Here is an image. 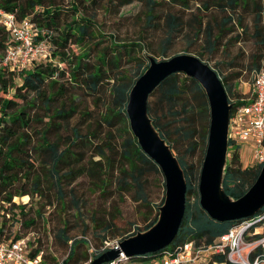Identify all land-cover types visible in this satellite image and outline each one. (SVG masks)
I'll return each instance as SVG.
<instances>
[{
	"label": "trees",
	"instance_id": "trees-1",
	"mask_svg": "<svg viewBox=\"0 0 264 264\" xmlns=\"http://www.w3.org/2000/svg\"><path fill=\"white\" fill-rule=\"evenodd\" d=\"M76 1L73 0L72 14L69 19L62 15V7L56 4L55 0H0V10L14 13L18 20L29 19L36 28V41L39 39L45 40L50 49L49 56L35 60L31 69L26 67L12 69L8 65H0V90H3L4 93H10L9 97L0 98V240H15L28 236L20 234L24 230L23 227H26V222H22L20 216H25L24 209L27 203L16 205L13 199L42 195V174L36 170V164L39 162L28 152L32 143L28 133L31 130V124L37 121L43 122L39 118L36 109L41 110L43 117L46 118L44 127L37 132L38 142H40L38 151L44 155L41 164L42 167H49V178L59 194L60 204H64L63 186H70L82 175L92 176L91 174L95 173L85 165H81L84 162V153L72 150L73 147L78 145L93 147L92 149L95 152L90 161L92 166L99 167L98 170L101 176L109 173L110 169L114 168L119 174V189L123 191L130 188L136 189V199L151 208L152 218H148L142 228H136L132 233L122 235L119 241L152 226L157 218V207L163 201L164 180L161 183L163 191L160 202L156 206H151L148 203L144 187L147 177L151 175L162 176V174L154 161L138 146L130 131L125 112L129 90L134 81L148 66L147 55L151 54L134 55L132 58L136 62V68L131 74L126 68H123L122 62L125 58L124 53L129 54L133 47H138V51L143 52L145 47L138 42L117 43L112 40L109 46L98 51L94 61L88 59L89 49H85L78 54L72 53V45H83L86 39L95 35L90 29L91 16L81 13ZM133 1L135 0H116V6L119 9ZM139 1H144L147 4L146 26H159V23L154 22L159 18L155 13V7L163 0ZM171 1L182 5L181 8L184 10L188 8L191 0ZM198 8L204 12V15L193 16L189 23L195 32L194 34L202 37L203 44L195 52L186 50L179 53L194 54L208 63V60L212 59L217 49L220 47L226 49L229 42L236 43L242 40L243 35L249 36L254 46L248 66V70L251 71V88L246 98L236 91V80L241 76V71L229 77L223 75L208 63L217 73L224 86L228 102L232 105L230 110V117H232L234 111L250 103L255 75L260 69H264V63H262L264 58V0H202ZM247 16L251 17L250 24L245 21ZM161 21L163 22L161 26L164 36L160 41V55L162 56L161 59H164L167 58L166 52L174 38L182 31L187 21L182 14L170 10L161 17ZM191 22L196 23V25H192ZM110 37L114 39V36ZM10 43L8 31L0 24V63L2 64ZM108 49H110L109 55L107 54ZM54 59L57 60L56 63H54ZM228 79L232 80V83H228ZM68 84L72 88L75 86L84 89L90 95L97 94L106 84L110 100L105 111L93 123L97 128L90 129L86 134H82L79 128L72 129L71 137L67 138V146L61 149L59 140L62 137V131L78 112L76 95L70 91ZM153 94L156 97L153 104H164L169 109L177 106L179 99L185 98L182 108L186 115H192L195 110L199 115L207 118L206 126L201 130L200 144L195 140V129H185L182 134L188 145V153L192 154L197 149L200 150L199 169L193 170V165L187 163L185 156H177L173 152L174 142L171 143L169 131L165 130L163 125L160 124L158 117L153 116L155 108L149 100ZM192 100L197 104V110ZM147 112L154 127L161 138L170 146L184 172L186 180L184 214L177 235L168 247L149 256L132 257L129 260H121L116 264H129L136 259L146 261L165 252H172L188 242L197 245L210 244L231 228L264 215L263 207L251 218L218 223L210 219L201 209L198 179L207 144L209 108L204 90L195 79L186 76L182 72H175L166 76L149 93ZM82 115L89 116L87 112ZM103 129L106 132L102 140L99 135H101ZM51 135L53 137H50ZM232 144L229 140L223 189L228 196L238 199L245 194L255 181L261 164L255 167L242 168L238 147L232 146ZM32 150L36 152L33 147ZM95 157H98L99 160L94 161ZM102 160H105L104 164H107L108 169L101 166ZM100 181L102 186L105 187V180L101 179ZM191 198H193L192 201ZM73 204L79 212V200L73 198ZM6 214L11 216L7 218ZM12 219L14 221L11 222L10 226L13 225L17 231L12 238L6 239L3 236V230L6 223ZM110 226L111 224H107L103 231L107 232ZM262 227V232L256 238L264 235V219L262 220ZM66 230L67 228L64 226L58 232V239L64 244L70 242V239L66 236ZM101 239L100 248L91 247L89 255L86 251L79 254L77 250L87 244L85 240L72 241L67 257L63 261H58L48 255L39 246L40 239L35 238L31 242L35 246L32 250V256L39 251H43L44 259L48 264H51L49 260L54 261L53 264H71L75 261L89 263L111 249L109 247L104 248L107 241L105 237ZM261 253V250L257 251V254ZM254 256H252V260ZM213 262L216 264H232L226 261L224 256H215L209 264H213Z\"/></svg>",
	"mask_w": 264,
	"mask_h": 264
},
{
	"label": "rangeland",
	"instance_id": "rangeland-1",
	"mask_svg": "<svg viewBox=\"0 0 264 264\" xmlns=\"http://www.w3.org/2000/svg\"><path fill=\"white\" fill-rule=\"evenodd\" d=\"M76 2L81 13L91 16L92 24L90 25V29L95 35L92 38L86 39L83 45H72L71 52L78 54L85 49H89V61H94L98 51L109 46L112 40L117 43L138 42L145 47L143 52H139L138 47H133V50L129 54L124 53L123 68H126L131 74L136 68V62L132 58L134 55L144 56L143 53H148L157 59H161L160 41L164 36L161 17L169 10L182 14L187 22L168 48L166 52L167 58L186 50L195 52L203 44L202 37L194 34L195 32L189 23L193 16L204 15V12L198 8L202 0H191L188 8L184 10L180 4L174 3L171 0H163L155 7V13L159 17L154 20V22L159 23V26L156 27L146 26L147 4L144 1L135 0L119 9L116 6V0H97L95 2L92 0H77ZM55 3L62 7V15L70 19L73 0H55ZM245 21L250 24L251 17L247 16ZM191 24L196 25L194 22H191ZM110 36H114V39ZM253 50L252 40L249 36L243 35L242 40L236 43L233 41L229 42L226 49H222L221 47L217 49L212 59L208 60V63L223 75L230 77L241 71V76L236 80V91L244 98L248 96L251 88V71L248 70V66L250 54ZM107 54H110V49H108ZM53 61L54 63L57 62L55 59ZM262 63H264V58L262 59ZM0 65L3 66L4 64L0 63ZM31 68V65L27 66V69ZM228 83H232V80L228 79ZM68 86L70 91L76 95L78 112L62 131V137L59 140L61 149L67 146V138L71 137L72 129L79 128L82 134H86L90 129H96L97 127L93 123L105 111L110 100L106 84L95 95H90L79 87L74 86L72 88L70 84ZM9 96L10 93H4L3 90H0V98ZM149 100L153 108H155L153 116L158 117L160 124L170 133L171 143L172 141L174 142L173 152L177 156H185L187 163L193 165V170L199 169L200 150L197 149L192 154L188 153V145L183 139L182 134L185 129H195V140L200 144L201 130L206 126L207 118L202 117L195 110L192 115H186L182 108L185 98L179 99L178 105L171 109L164 104H153L156 100L154 94L150 96ZM193 103L197 110V104ZM36 111L43 122L37 121L31 124V130L28 133L32 139V143L28 152L39 162L36 164V170L42 174V195H35L33 197L23 196V198L13 199L16 205L27 203L24 209L25 216H20V220L26 222V227H23L24 230L20 234L29 235V238H39V246L48 255L52 256L55 260L63 261L69 253L72 241L85 240L87 244L79 247L77 250L79 254L86 251L89 255L91 247L100 248L102 237H105L110 246H114L122 235L132 233L136 228H142L146 220L152 218L153 213H151V208L143 205L141 201L136 199V189L130 188L127 191L119 189V174L114 168H111L109 173L101 176L98 170L99 167L92 166L90 161L95 150L88 145L86 147L78 145L73 147L72 150L84 153V162L81 165H85L95 173H93L94 175L91 174L92 176L82 175L70 186H63L64 204L59 203V194L49 178V167H42L41 164V160H44V155L38 151L40 142H38L39 137L37 132L44 127L46 118L43 117L44 115L41 110L36 109ZM84 112H87L89 116H83ZM105 132L106 130L103 129V132L99 135L100 139H104ZM50 137H53V135ZM32 147L36 149V152L32 150ZM238 155L242 168L246 166L250 168L257 165L251 161L244 148L238 147ZM97 160L99 158L95 157L94 161ZM104 163L105 160H102L101 166L108 169L107 164ZM101 179L105 180V187L102 186ZM162 180V176L151 175L147 177L144 186L145 195L151 206H156L160 202L163 191L161 186ZM73 198L79 200V212L73 204ZM190 200L192 201L193 198ZM13 221L14 219L7 222L3 230V236L6 239L12 238L17 231L13 225L10 226ZM107 224H111V226L107 232H104L103 229ZM64 226L67 228L66 236L70 239L68 244L61 243L58 239V232ZM49 262L53 264L54 261L49 260ZM71 264H88V262L75 261Z\"/></svg>",
	"mask_w": 264,
	"mask_h": 264
},
{
	"label": "water",
	"instance_id": "water-1",
	"mask_svg": "<svg viewBox=\"0 0 264 264\" xmlns=\"http://www.w3.org/2000/svg\"><path fill=\"white\" fill-rule=\"evenodd\" d=\"M147 59L148 66L129 90L125 112L138 146L161 171L163 201L157 207V218L152 226L117 242L88 264H107L121 255L128 258L149 256L168 247L177 235L185 208L186 180L178 159L161 138L147 112L149 93L175 72L195 79L208 100V137L198 179L201 209L213 221L225 223L251 218L264 207V162L243 196L234 199L224 192L232 105L214 69L191 53H177L160 60L147 55Z\"/></svg>",
	"mask_w": 264,
	"mask_h": 264
},
{
	"label": "built area",
	"instance_id": "built-area-1",
	"mask_svg": "<svg viewBox=\"0 0 264 264\" xmlns=\"http://www.w3.org/2000/svg\"><path fill=\"white\" fill-rule=\"evenodd\" d=\"M0 24L8 31L11 43L6 49L3 64L10 68H27L37 59L50 54L49 44L36 41V28L29 19L18 20L14 13L0 10ZM229 140L232 146L244 148L251 161L257 165L264 162V69H260L252 83V97L248 105L234 111L229 121ZM247 167V166H246ZM245 167V168H246ZM11 215L6 214L9 218ZM264 215L243 222L210 244L188 242L172 252H165L149 260H135L129 264H209L215 256H224L232 264H264ZM35 238L29 235L19 239L0 240V264H48L43 251L32 256ZM115 246V245H114ZM108 242L104 248L114 247ZM261 250V254L257 251ZM254 256L252 260V256ZM129 258L121 255L111 261L116 264ZM213 264H216L213 262Z\"/></svg>",
	"mask_w": 264,
	"mask_h": 264
}]
</instances>
